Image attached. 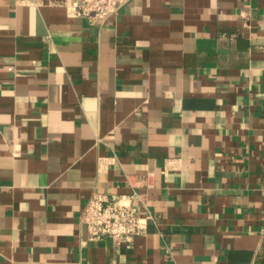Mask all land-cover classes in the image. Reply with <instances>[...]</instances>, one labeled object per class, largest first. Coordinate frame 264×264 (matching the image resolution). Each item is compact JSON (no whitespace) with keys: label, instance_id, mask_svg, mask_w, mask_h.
Masks as SVG:
<instances>
[{"label":"crops","instance_id":"crops-1","mask_svg":"<svg viewBox=\"0 0 264 264\" xmlns=\"http://www.w3.org/2000/svg\"><path fill=\"white\" fill-rule=\"evenodd\" d=\"M0 0V264H264V0ZM146 232L89 239L93 192Z\"/></svg>","mask_w":264,"mask_h":264},{"label":"built area","instance_id":"built-area-1","mask_svg":"<svg viewBox=\"0 0 264 264\" xmlns=\"http://www.w3.org/2000/svg\"><path fill=\"white\" fill-rule=\"evenodd\" d=\"M129 0H76L78 16L90 20L110 19ZM138 195L111 196L93 192L81 214L89 239H112L117 245H130L135 237L146 232L150 215H141L136 204Z\"/></svg>","mask_w":264,"mask_h":264}]
</instances>
